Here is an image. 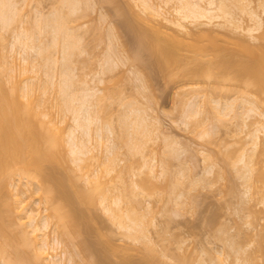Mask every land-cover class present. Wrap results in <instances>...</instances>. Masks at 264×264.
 Listing matches in <instances>:
<instances>
[{"label": "rangeland", "instance_id": "1", "mask_svg": "<svg viewBox=\"0 0 264 264\" xmlns=\"http://www.w3.org/2000/svg\"><path fill=\"white\" fill-rule=\"evenodd\" d=\"M6 1L10 3L5 9L10 7L8 13L12 12L13 18L6 27L0 17V53L6 55L0 62L2 79L7 81L8 86H16L20 92H30L33 105L42 119H53L50 123L54 138L61 136L64 139L65 153L61 152V155H67L68 161L65 160L67 157L62 158L67 165L65 162L55 163L54 169H51L54 170L53 177H56L53 181L66 180L64 183L67 182L66 185L70 187L66 173L69 168L76 176L79 186L93 194L94 199L92 197V201H87L86 198L84 202L76 203L80 222L76 225V234L70 228L72 232L67 234L65 232L68 229L60 224L56 206L58 201L52 197V192L47 187L36 191L37 177H25L23 173L22 178H19L20 174H16L9 185L0 187V212L3 213L0 215V227L3 224L2 227L5 225L6 229H10L0 228V232L3 229L7 231V234L4 230L0 233V241L3 236V242L0 243V264H5L6 261L7 264H13V260L17 264L21 260L20 264H43L39 259L41 256L35 252L38 250H34L37 243V246L41 243L42 236L35 237L36 232H32L33 226L28 223L30 211L38 212L39 217L49 218V228H52L48 229L51 231L50 239L55 235L65 239L66 242L63 241L62 247L58 249L67 250L65 254L62 253L64 264H126V261L128 264H264V133H260L259 145L251 158L254 171L250 174L252 185H249V172L245 165L249 155L243 158V153H252L249 132L254 128V123L246 126L241 123L246 115H235L239 111L245 112V107L249 106L248 102L243 103L246 99L255 102L259 112L264 111V90L258 91V87L257 91L254 90L255 85L252 82V85L249 84L250 78L246 79L248 74L237 78L239 75L235 72L237 62L256 56V51L243 48L239 35L218 32L214 36L200 33L192 23L190 26L193 30L180 33L176 39H168V35L161 31L159 36L178 48L187 70L196 66L195 57L217 62V70L214 72L216 75H200L189 70L188 73L186 70V74L176 75L169 71L170 68L161 55L159 57L162 62H159L158 53H155L147 39L144 43L139 33L140 23L143 26L147 23L133 15L142 6L140 0H30L32 8L28 4L29 0ZM71 1L76 2L77 9L74 12L70 10ZM149 1L155 6L170 7L171 10H174L173 6L182 3L181 0H169L168 3L167 0ZM3 2L0 0V5ZM253 2V6L259 2L258 7L264 8V0ZM229 3L234 12L232 14L239 16L236 1L229 0ZM4 5L0 6V12ZM132 5L134 10L131 8V11L129 6ZM35 7L41 8L46 16L58 15L61 23L64 19L62 24L66 28L73 27L70 35L73 44L70 46L71 52L66 53L70 55L67 59H63L61 55L64 53L61 52L63 42L61 39L58 40L59 43L52 42L49 27L45 31H37L34 24ZM142 9L141 7L139 11ZM69 11L73 13L68 14ZM173 13L171 16L178 15L176 11ZM143 14L146 15L145 12ZM64 15H67L66 18ZM148 26L153 27L150 23ZM24 29L29 33L35 31L37 38L34 42L38 47L43 45V51L38 52L39 59L37 51L34 52L36 49L29 47L21 51L19 43L14 44L16 36L13 34H18L16 30ZM256 34L264 42V13L262 27ZM50 43H53L52 46ZM189 43L193 46L199 43L201 46L196 48L189 46ZM50 46L52 48H47ZM109 52L118 61L110 63L111 66L105 69L104 65H107L106 61L104 64V57L107 60L106 54ZM110 54L107 55L111 56ZM45 56L49 58L46 63L52 67L46 63L42 65ZM58 58L69 63L67 66L72 77L68 78H72L69 81L73 85L69 90L74 89L76 92L77 88L82 90L90 87L93 90L92 87L96 86L94 91L97 93L91 96V101L93 113L100 120L91 125L88 144L92 149L86 155L88 158L80 162V166L74 161L67 141L69 130L76 124L74 109L72 111L68 106L65 108L60 91L63 83L60 71H64L61 69L66 67H61L60 64L67 62H58ZM37 59L39 63L36 62ZM228 62L230 68L227 67ZM45 66L49 70L52 68L51 73ZM48 72L53 75V84L47 82V79L51 80ZM97 94L99 98L96 97ZM24 100L27 101V98ZM226 103L227 106L233 105L236 110L230 111V106L227 107ZM258 117L261 116L254 114L247 117V122ZM101 124L107 127H102ZM97 126L108 136L104 137L103 134L99 138ZM143 129L152 130H147L151 134H143ZM79 135L82 136L81 133ZM110 156L115 157L116 161H110ZM75 188L74 184L68 188V192L72 193L71 197L68 194L69 200L60 199L67 203L80 200L79 197L76 198ZM118 196L121 197L122 223H119V216L110 208L111 205L116 207L114 200ZM17 204L19 208L23 207L19 213L12 210L18 207ZM131 215L136 216L139 220L137 222L141 223L137 226L144 229V232L135 234L136 237H141L138 240L129 236L130 231L137 230L132 228L135 223L131 221ZM130 222L133 223L132 226ZM61 231H65V235H61ZM7 236L11 239L5 240ZM17 237L24 242L21 243ZM13 239L15 242L11 243ZM22 244H26L28 248ZM149 245L153 249L150 254L145 251ZM144 246L145 250L142 248ZM69 252L75 254L73 260H69V255H72ZM12 254L10 258L13 260L9 257L5 260V256ZM147 254L150 255V258L147 256L148 259L143 257ZM151 259H155L154 262Z\"/></svg>", "mask_w": 264, "mask_h": 264}, {"label": "bare ground", "instance_id": "2", "mask_svg": "<svg viewBox=\"0 0 264 264\" xmlns=\"http://www.w3.org/2000/svg\"><path fill=\"white\" fill-rule=\"evenodd\" d=\"M2 1H4L3 3L5 5L1 3L2 5H0V6L3 7V5H4L5 7L3 10L1 9L2 11L0 13H3V12L4 13L0 14V17H2V23L5 26L6 25L8 26V23L11 22V19L13 17L11 15L12 12H11V14L8 13V9L10 7L7 9H5V8H6V5H8L10 3V1H6V0H2ZM112 1H114V0H112ZM112 1L110 3H112ZM168 1L169 0H167L166 3H168ZM181 1H182V3L180 2L181 4L173 6L174 10H171L170 7L167 8V6L164 7V5L155 6L149 0H140V3L142 2L141 3L142 6L140 4V6L143 8L142 11L145 12V14L147 16L144 15L142 11H141L142 13L139 11L141 9V7H139L138 11L135 10L133 12V15H136L134 17H136V18L138 17L140 20L147 22L146 26H143L144 24L142 25L141 21H138L139 23L141 22L140 25L138 24V22H136V24H135V25L138 24L140 26L139 27V33L143 37L144 43H145V39H147L148 42L150 43L151 47L156 51V52L155 51L154 52L158 53L157 57H159V55H161L162 60L164 61L166 66H168L170 68L169 71H171L172 73H176V75L177 74L178 75L179 74L180 75L186 74V73H188V70L192 73H196V74H200V75L201 74L202 75L203 74L212 75V74H214L215 69L217 70V67H216L217 62L216 61L212 62L213 60L210 61L207 59H203L201 57H195L194 63L196 64V66L192 69L188 68V70H187L185 67L186 62L183 59V57L178 53V48L175 45H173L171 42H169L168 40L159 36L160 35L159 32L162 31V32L166 33L165 35H168L167 38L168 37L174 38V39L179 38V36L181 35L180 33H183V34L189 33L193 30V27L190 26V23H192L191 25H193L196 28V31L200 32V33H205V34L210 33L212 35L214 34V36L216 34H219L220 32L222 34L225 33L226 35H235V34L239 35L240 36L239 41H240L242 47L245 49H250V48L254 49L256 51V56H253L250 59H244V61L239 60V62H237V71L235 70V72H237V75H239V76H237V78L240 77V75H242V74L243 75L248 74V75H246V79L248 78V80H249V78H250L249 84L252 85L251 84V82H252L255 85L254 90H256L257 87L259 88V89H257L258 91H260V89L264 90V42L261 41L258 37V34H256L261 29L262 24H263L264 8L262 7V9H261L258 7L259 2L257 3V5L255 4L256 6L255 5L253 6L252 3H254L253 2L254 0H235L236 1V3H235L236 8L239 10V16H237L236 14H234V15L232 14L234 12L231 9V3H229V0H220V1L219 0H181ZM65 3H66V1H65ZM75 3H76L75 1L74 2L71 1L69 4L70 10L73 12L76 11L75 9H77ZM12 4H11V6H12ZM28 4H31L30 0L28 1ZM27 6H29V5H27ZM69 6H68V8H69ZM31 8H32V4H31ZM129 8L132 11L133 5H132V7L129 6ZM11 10H13V9H11ZM33 10L36 11V13L34 11V13L36 15V18H35L36 22L34 24L36 25L37 31L42 32L43 30L45 31V28L48 29V27H49L52 31L51 32L52 33V39H53L52 42L54 41L53 43H55L60 39H61V42H63V46H62L63 50L61 52H64L63 53L64 55L62 53H61V55L63 56L62 57L63 59H67V56H68L69 52H71L70 50L72 49L70 46H71V44H73V43H71L72 41L70 40V37H71L70 35L73 33V31H72L73 27L72 28H69V27L66 28V26H64L62 24L65 20L63 19V21L61 23V19H59L58 15H56V14L55 15L49 14V16L51 15L49 17V16H46L47 15L46 13H45L46 15H44V13L42 12L43 10L39 7H37V8L35 7V8H33ZM30 11H32V10L30 9ZM173 11L174 12L176 11V13L178 15L171 16ZM73 12H70L68 14H71ZM128 13H127V15H129ZM1 15H3V16H1ZM64 16L66 18L67 15H64ZM22 19H23V17H22ZM68 19H70V17H68ZM3 20L6 24L3 22ZM136 21H137V19H136ZM149 23L151 24V26L153 25V27H149L148 26ZM138 25H137V27H138ZM131 26H132V24H131ZM137 27H135L136 30H137ZM19 31L16 30V32H18V34L17 33H16V35L13 34V36H16L14 38L15 39L14 44L16 43V45H17V43H19L18 46H20L21 51L26 50L29 47L36 49L34 52L37 51L36 54L38 57V52L43 51V48H41V46H43V45H39V47H38V45L34 42L35 38H37V37H35L36 34L34 35L35 31L34 32L32 31L31 33L25 31V29L23 31H20V32ZM137 33H138V31H137ZM112 36H113V34H112ZM137 36H139V35H137ZM142 37H140V38L142 39ZM16 40L19 42H16ZM141 42H143V41H141ZM53 43H50L51 46ZM57 43H59V41ZM149 43H147V45ZM192 43H191V45H192ZM194 43H196V42H194ZM141 44H143V43H141ZM54 45L56 46L57 44H54ZM191 45L189 43V46H191ZM197 45H198V47H197ZM197 45L196 44H195V46L192 45V47L199 48V46H201L199 43ZM51 46L47 47V48H52ZM37 47H38V49H37ZM72 47H73V45H72ZM44 50H46V49H44ZM44 52H42V53H44ZM151 52H152V50H151ZM49 53H51V51H49ZM66 53H68V54H66ZM41 54H39L40 57H42ZM45 54H43V55H45ZM107 54H110V52ZM107 54H106V56H108L107 60H105L106 58L104 57V64L106 61V65H107L106 67L104 65L105 69L111 66L110 63H113L114 61L115 62L118 61L117 59L113 58L111 54H110L111 56H109ZM117 54H119V53H117ZM46 55H51V54H46ZM4 56H6V55H3L0 53V57H1L0 62L3 60ZM47 57L45 56V58H44L45 62L41 61L43 59L40 60L42 62V65L43 64L45 65V63L49 59ZM51 57L52 56H50V58ZM161 57H159V62H162ZM55 58L57 59L56 56H55ZM120 58H122V56ZM38 59H39V57H38ZM38 59H37V61L36 60H34V61L39 63ZM50 61H49V63H50ZM59 61H61V60H59V58H58V62ZM64 61H66V60H63L61 62H63V63L67 62V63L64 65L62 64L63 66L60 64L61 67L66 66L64 69H61L64 71H62V72L60 71V74H63V75H61V77H62L61 81L63 82L61 85H62L63 91H62V89H60V91L63 94V97H62V95H61V97L64 98L62 100L66 104L65 105L66 107L64 106L65 108H67V106H68V108L70 110L73 111V109H74V113H75L74 118L76 121V124L72 125L73 127H71V129L68 132L67 141L69 142V147H70L69 150L73 155L74 161L76 160L75 162L80 166L82 161H85V159L88 158V157H86V155L92 149V147H90L88 144V140L90 139V135H91V131H92L91 125H93L94 122H99V120H100L99 119L100 117L95 116L93 113V107H92L93 103L91 101V99H92L91 96L92 97L95 96L94 94H96L97 92H96V90L94 91V89L96 87L95 85H93L95 87H92V89L94 88L93 90L90 89L91 87L85 88V86L83 85L86 90L82 89V90H84L82 93H81L82 90L77 88L81 94H79V92L77 91L76 88L75 89H76L77 93L74 92V89L69 90L70 87H73V85H71L72 82L69 81V79L72 80V78H71L72 74H70V68L68 69V66H67V64H69L68 61H66V62H64ZM55 62H56V60H55ZM215 62H216V64H215ZM234 64H236V63H234ZM231 65H232V63H231ZM48 66H45V67H47L49 70ZM228 66H229V62L227 64V67ZM51 67H50L51 70H49L50 73L52 71ZM66 68H67V70H66ZM229 68H230V66H229ZM186 70H187V72H186ZM0 72H1V70H0ZM52 73H54V71ZM68 74H70V75H68ZM169 74H171V73H169ZM176 75H173V76H176ZM214 75H216V73ZM48 76H49L48 78L51 77L50 78L51 80L48 81L49 79H47V82H50V84L52 82V84H53L54 83L52 81L53 75L51 76V74H49V72H48ZM69 76H71V77L68 78ZM144 76H146V75H144ZM2 77L3 76H1V73H0V187L1 186L6 187L7 185H9L11 183V181L13 180V178L18 173L21 176L19 178H22L21 174H23V173H24L23 176H25V177H29V176H31V177L34 176L33 178L37 177L38 178V186H37L38 188H36V191H37V189L40 190L42 187H45V188L47 187L46 189L52 192V194H51L52 197H54V199L55 200L57 199V201H58V204L56 206H57V214L60 217L59 218L60 224L65 226L68 229V231H66V232L64 231V232L69 233V231L72 232L70 229H73L74 233L76 234L75 228H76V225L78 224V222H80V221H78V217H79L78 214H80V213H78L76 203L78 204V201L84 202L86 198H87V201L88 200L90 201L92 197L94 199V195L91 194L90 192L84 190L83 189L84 187L82 188L81 186H79V183L77 182L76 176L74 175V173L71 170L69 171V168H68L67 169L68 171L66 172L67 176H68L67 179H68V181H70L69 182L70 185L69 184L68 185L70 187L73 184H74V186H76V188H75V189H77L76 198L77 197L80 198V200H77V202H76L75 197L73 195L75 203H72V202L69 203L70 201H68L69 200L68 194H70V197L72 194V193L68 192V188H70V187H68L66 185L67 182L64 183L66 180L64 182H59V181H57L58 179L56 180L57 182L53 181V179L54 178L56 179V177H53L52 172L54 170L53 171L51 170L52 168L54 169L55 163H61L62 162V164H63L65 162V165H67L65 160H67L68 157L66 154L64 157H67V158L64 161L62 160V158H64L62 155L65 153V150H63L64 149V139L61 136L54 138L55 136H53L52 132H51L52 131V126H51L52 124L50 123L53 121V119L52 118L48 119V121H44L42 119L40 112L33 105V98L30 97L31 96L30 92H27V91L26 92L25 91L20 92L19 90L16 89V86H14V87L8 86L6 84L7 81L2 79ZM59 80H60V78H59ZM59 84H60V82H59ZM59 87H61V86H59ZM70 89H72V88H70ZM97 90H98V88H97ZM262 93H264V92H262ZM98 94L96 96L97 98H99ZM23 97L24 98L26 97L27 101L24 100ZM94 101H96V100H94ZM64 102H62V103H64ZM245 102H248L249 106L245 107L246 108L244 110L245 112H242L244 114H242L238 110L239 114L241 113V115H239V114H235V115L236 116L238 115L239 117L242 115L243 116L246 115V116H244V119H243L244 122L243 121L241 122L245 125L249 124V126H250L252 123H254V126H253L254 128L252 130H250V132H249L250 136L252 138V141H251L252 153H249V152L243 153V158L245 157V155H246V157L249 155V157H248L249 160L246 159L245 165H246V169L249 172V178H250L249 179V182H250L249 185H252L250 174L254 171L253 170L254 169V167H253L254 163L251 162V158L254 157L257 146L259 145V141H260V137H261L260 133L261 132L264 133V111L261 110L259 112L258 111V105L251 100L249 101L248 99H246L243 101V103H245ZM97 104H98V102H97ZM243 105H245V104H243ZM226 106H227V103H226ZM229 106H227V107L230 108L229 109L230 111L236 110L233 107V105L229 104ZM71 107H73V108H71ZM199 111L201 112V110H198V112ZM228 113H230V112H228ZM254 114H258L261 117H258L256 120H252L251 122L250 121L247 122V117L253 116ZM135 121L138 123L137 120H135ZM140 123L141 122H139L138 124H140ZM104 124L103 125L101 124V126L103 127ZM145 125L147 126V124H145ZM137 126H140V125H137ZM97 127H98L97 131H99L98 134L100 133L99 138H102L103 134H105L106 132L103 130L105 132V133H103L102 131H100L102 128L100 127L101 129L99 130V126H97ZM155 129H156V127H155ZM143 130H144V132H142L143 134L146 132L148 133L149 131L150 132L152 131L149 129H147L149 131H147L145 129H143ZM143 130H141V131H143ZM79 133H81L82 136L79 135ZM105 136H108V135L105 134L104 137ZM98 141L100 142V140H98ZM61 152H63V154ZM60 156H62V157H60ZM89 157H91V156H89ZM60 160H62V161H60ZM109 160L112 162H115L116 158L115 157L112 158V156H110ZM62 180H64V179L62 178ZM249 188H250V186H248V190H249ZM60 198L62 200H63V198H65V199L68 198V200H67L68 203L65 202V200L62 201ZM88 198H90V199H88ZM114 201H115L116 207H113L111 205L110 208L113 210V212H115V214L117 216H119V223L120 222L122 223V218H121L122 216H121V212H120L121 197L118 196ZM0 202H1L0 204H2L1 200H0ZM79 205L81 206V204H79ZM16 206H18V204ZM80 206H78V207H80ZM21 209H23V207L19 208V206H18L12 210H14L16 213H19ZM0 210H1V208H0ZM2 214L0 212V215H2ZM118 214H120V215H118ZM43 217H39L38 212L35 213V212L30 211L28 213V221H29L28 223L33 226L32 232L33 233L36 232L35 233L36 235L34 234V236L35 237H37V235L42 236V240L40 241L41 243H39L40 247L37 246L38 245V243H37V245L34 247V250H38L35 252H36V254L38 252V255H40L43 258V259H41V257H39V259L41 260V263H43V264H64L65 258L62 255V253L64 252V254H65L67 250L62 249L61 251H58V249H59V247H62L63 241L65 239L64 240H63V238L61 239L60 236L56 237V235L52 239H50L49 233L51 231L49 232L48 229L51 228V227L49 228V225H50L49 223L51 221L49 220V218H47V217L43 218ZM130 217H131L130 218L131 221L136 224V225L134 224V227H132V228L137 229V230H134L135 232L130 231L131 234H129V236L131 235L130 237H133V239L134 238L137 239L138 237H136L135 234H137V232L139 234H140V232L141 233L144 232V229L139 228L137 226L138 224H141V223L137 222L139 220L136 219L137 218L136 216H135L136 218L134 217V215H131ZM0 219H2V217H0ZM132 222H130V226L133 225ZM1 223L2 222L0 221V225H1ZM2 226H3V224H2ZM2 226L0 228L6 227L5 225H4V227H2ZM58 228L59 227H57V229ZM6 230L9 231L10 229H8V227H7ZM6 230L3 231V232H5V234H7ZM27 231H26V233H28ZM58 231H60V230H58ZM61 232H62L61 233V235H62L64 232L63 231H61ZM132 232L134 235H132ZM8 233H10V232H8ZM30 233H31V231H30ZM65 233L63 235H65ZM139 234L137 236H139ZM12 236H14V235H12ZM8 237L9 236H7V239H5V240H8L9 239ZM15 237L16 236H14V238ZM2 238H3V236H2ZM2 238H1L0 243L3 242ZM19 238H21V237L19 236ZM19 238L17 237V239L20 241ZM140 238L141 237H139L138 239H140ZM10 239H11V237H10ZM19 241H17V242H19ZM5 242L7 244H9L8 241H5ZM12 242H15L14 239L11 240V243ZM23 242H21V243H23ZM64 242H66V241H64ZM78 242L80 243V241H78ZM7 244H6V246H7ZM17 244L19 245V243H17ZM145 244L147 246V243H144V245ZM12 245H14V243ZM22 245L23 246L25 245L24 247L27 246L26 244H22ZM22 245H20V247H22L21 249H23ZM80 245H81V243H80ZM4 246L2 245V247H4ZM129 246H131V245H129ZM37 247H39V248L36 249ZM6 248H8V247H6ZM27 248H28V246H27ZM29 248L31 249L30 246H29ZM142 248H144V250H145V246ZM83 249H85V248H83ZM1 250H3V249H1ZM23 251L24 250H22V253H23ZM145 251H148V253L150 254V251H153V249L149 245ZM72 252H74V250H72ZM152 253L154 254V252H152ZM31 254H33V250L31 252ZM36 254H35V256H37ZM145 254H146V252H145ZM153 254H152V256H153ZM72 255L71 256L69 255V260H73L75 254L72 253ZM10 256H13V254L9 255V256L7 255V257L5 256V258H6L5 260H7L8 257L10 258ZM147 256L150 258V255H148V254L143 256V257H146L148 259ZM16 257H18V256H16ZM13 258L15 259V257H13ZM10 259H12V258H10ZM24 259H25V257H24ZM45 259H47L46 262L43 261ZM125 259H126V257H125ZM147 259H145V260H147ZM17 260L19 261V259H17ZM126 260H128V259H126ZM151 260L154 262L155 259L154 260L151 259ZM103 261L107 262L106 260H103ZM21 262H22V260L20 261V263ZM121 262H122V260H121ZM9 263L11 264L12 262H8V264ZM15 263L13 260V264H15ZM20 263H18V264H20ZM33 263L34 262H32V264ZM220 263L221 262H218L217 264H220ZM5 264H7V261ZM28 264H30V263L28 262ZM97 264H98V262H97ZM99 264H102V263L99 262ZM105 264H109V263H105ZM123 264H125V263H123ZM126 264H128V261H126Z\"/></svg>", "mask_w": 264, "mask_h": 264}]
</instances>
